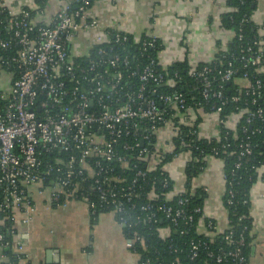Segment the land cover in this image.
Masks as SVG:
<instances>
[{"label":"built area","instance_id":"2783aa9c","mask_svg":"<svg viewBox=\"0 0 264 264\" xmlns=\"http://www.w3.org/2000/svg\"><path fill=\"white\" fill-rule=\"evenodd\" d=\"M95 1L59 0L47 17L40 6L0 0V225L10 221L13 232L18 211L22 222L31 221L35 188L50 206L79 201L92 218L98 210L114 213L138 264L159 260L157 251H149L142 226L164 242L173 233L201 236L169 243L166 249L174 257L168 264H248L242 231L233 235L228 214L224 230L205 217L195 196L205 194L207 187L195 184L194 176L185 175L181 189L168 190L171 175L165 163L160 170L167 177L159 187L137 185L136 180L172 152V139L182 127L195 140L202 138L197 124L186 118L192 111L216 117L215 138L223 142L209 155L223 162L220 155L230 148V135L239 139V151H230L238 157L235 168L251 154L247 125L264 122V22L254 18L255 11L242 18L238 31L233 30L239 50L224 68L187 66L194 83L189 90L198 94L189 102L182 91L161 89L174 87L166 68L181 60H161L162 42L155 36L133 35L100 22L92 12ZM244 23L254 31L249 38L243 35ZM81 35L85 40L79 43ZM129 46L138 48V57ZM235 78L239 84L230 92L227 86ZM227 108L231 110L224 113ZM239 124L243 137L237 135ZM161 130L165 137L158 142ZM183 152L189 161L190 150L174 158ZM133 169L128 181L124 171ZM223 179L227 213L225 204H232L233 193L224 173ZM201 222L206 232L199 231ZM217 234H224L228 248H211L213 241L206 237ZM4 241L0 232L1 246L8 245Z\"/></svg>","mask_w":264,"mask_h":264},{"label":"crops","instance_id":"0c3cea01","mask_svg":"<svg viewBox=\"0 0 264 264\" xmlns=\"http://www.w3.org/2000/svg\"><path fill=\"white\" fill-rule=\"evenodd\" d=\"M9 1L32 8L40 6L47 17L59 7V0ZM256 4L254 18L264 22V0H256ZM229 10L226 0H96L92 5V12L100 22L114 24L133 35L159 38L160 59L166 64L178 59L187 66L212 62L218 53L228 49L234 31L222 26L221 17ZM83 40L82 35L78 37L79 43ZM186 118L197 124L202 138H215L219 133L216 117L211 113L192 111ZM164 137L161 130L158 142ZM188 159L183 152L165 164L174 191L184 184ZM204 160L194 183L207 187L202 201L205 217L214 220L218 230H224L227 213L223 206V162L212 155H206ZM32 197L35 211L31 221L22 222V213L18 211L14 222L11 249L24 255L19 264H138L136 254L126 247L123 227L114 213L102 211L93 219L79 201L66 207L50 206L35 188ZM249 200L248 264H264V165L258 169ZM199 231L206 232L204 222L199 224Z\"/></svg>","mask_w":264,"mask_h":264},{"label":"trees","instance_id":"16d2710c","mask_svg":"<svg viewBox=\"0 0 264 264\" xmlns=\"http://www.w3.org/2000/svg\"><path fill=\"white\" fill-rule=\"evenodd\" d=\"M226 3L230 7V10L222 15L221 23L222 26L230 28L234 31H238L242 18L245 16L252 15L257 5L256 0H226ZM242 30L243 35L246 38L251 37L254 33L250 24L244 23L242 25ZM128 50L130 51V53L138 57V48H136L135 46H129ZM238 50V42L236 41V39L233 38L228 49L226 51L218 53L216 59L209 63L211 65L216 64L220 68H224L226 62L230 59V55L232 53H237ZM209 63L201 64L204 65ZM186 68L187 65L185 61L177 62L174 65L168 66L165 72L166 77L169 79H173L176 84L172 88L166 87L161 89L163 91H182V93L186 96L189 102H191L192 100L194 102L198 98V94L194 90H189V88L192 87L194 83L187 76L185 72ZM175 73H177L179 78H174ZM239 81L240 79L238 78L231 79L230 84L227 86V89L232 92L237 86V84H239ZM192 97H194L195 99H192ZM229 110H231V108H227L223 112L227 113L229 112ZM243 121L244 120H242L240 124H242ZM240 124L237 127L236 131L238 137H243L244 134L240 131ZM246 134L249 135L248 142L250 144L251 154L247 157L239 159L241 160V166L239 168H235V162L238 161V157L236 156V154H230V151L234 149L235 152L239 151V149L236 148V145L239 143V139L233 140L231 135L228 136L230 148L227 149L224 155L221 154L220 156L224 158L223 173L226 176L227 183L231 184L228 187L232 190L233 193V196L231 197L232 204H225V206L227 207L228 218L231 221V224L233 225L231 228L233 231V235L237 236L239 233H241V231L244 235V245L242 246V252L248 261L251 243V217L249 195L252 184L257 180L258 177V167L264 164V122H258L256 125L252 124L251 128L247 125ZM222 142V139L220 141H217L216 138H198L197 140H195L193 137L189 136L187 129L182 127L181 134L177 137H173L172 139V143L174 145L172 152L165 155L161 163H159L158 168L153 171H146V176L144 178L138 177L136 183L137 185L145 184L144 186H146L148 184L149 186L153 185L155 187H159L162 181L161 179L165 176L167 177V174L161 172L160 166L171 161L174 158L175 154L186 150L191 151L192 157L185 165L184 174L187 177L195 176L204 167L205 156L211 153L213 147L220 145ZM139 168H142V165H140ZM136 170L137 169L124 171L128 181L132 179L133 173ZM167 179L169 190L173 186V180L171 178L169 179L168 177ZM204 197V194L195 196L196 202L201 204ZM102 211L98 210L93 219H95L98 213ZM243 228H245L244 231ZM12 230L13 227L10 221H4V223L0 225V232H2L4 240L8 242V245L6 246H1L0 243V264H19L20 260L24 258V255L22 253L14 252L11 249V240L12 235L14 233V231L11 232ZM141 230L143 231V233H145V237L147 239L146 243L149 245V251H157V253L159 254V260L154 261L151 259L150 264H158V262H164V264H168V262L173 259L174 254L169 253V251L166 249L169 243H172V245L174 246L175 243L178 244L181 241H187L191 236L194 239L201 237L199 235H196L195 233H188L185 235L173 233L172 237L170 238L171 240H166V242H164L157 238V236L153 232V229L149 226H142ZM223 236L224 234H217L214 237H206V239L207 241H213L211 245V248L213 249H216L218 246L228 248V246L224 242ZM143 257H145V255H143ZM201 258L203 257L201 256ZM182 264L202 263L198 261L190 263L188 262V260H183Z\"/></svg>","mask_w":264,"mask_h":264},{"label":"rangeland","instance_id":"374dc122","mask_svg":"<svg viewBox=\"0 0 264 264\" xmlns=\"http://www.w3.org/2000/svg\"><path fill=\"white\" fill-rule=\"evenodd\" d=\"M83 50H85V49L83 48Z\"/></svg>","mask_w":264,"mask_h":264},{"label":"water","instance_id":"95a60500","mask_svg":"<svg viewBox=\"0 0 264 264\" xmlns=\"http://www.w3.org/2000/svg\"><path fill=\"white\" fill-rule=\"evenodd\" d=\"M50 250H48V252H49Z\"/></svg>","mask_w":264,"mask_h":264}]
</instances>
